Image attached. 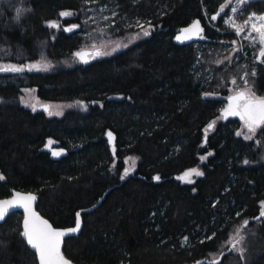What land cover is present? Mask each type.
Listing matches in <instances>:
<instances>
[{
    "label": "trees",
    "instance_id": "16d2710c",
    "mask_svg": "<svg viewBox=\"0 0 264 264\" xmlns=\"http://www.w3.org/2000/svg\"><path fill=\"white\" fill-rule=\"evenodd\" d=\"M229 1L0 0V60L52 63L0 72V198L35 191L56 226L98 203L65 239L76 263L264 264V216L254 219L264 210V125L245 139L242 119L222 111L236 103L233 81L264 96V57L237 47L220 60L237 39L225 20ZM240 11L263 13L264 0ZM196 22L197 37L179 35ZM145 27L148 35L118 51L76 55ZM28 86L85 110L30 108L21 101ZM128 156L138 161L125 175ZM194 169L202 174L186 180ZM21 233V212L0 223V264H38Z\"/></svg>",
    "mask_w": 264,
    "mask_h": 264
},
{
    "label": "rangeland",
    "instance_id": "374dc122",
    "mask_svg": "<svg viewBox=\"0 0 264 264\" xmlns=\"http://www.w3.org/2000/svg\"><path fill=\"white\" fill-rule=\"evenodd\" d=\"M250 0H230L229 2L232 5V9L235 8L237 11L233 12L231 9V14L226 17V24L229 26V30L235 32L237 35V39L234 41V45L230 47V49L224 54L223 57H221L220 60H227L231 61L235 57V52L238 50L237 47H240L243 50L244 56L247 58H255L260 59L262 56L260 55L261 50L264 49V44H262L258 38V35L255 31H252V25L256 24L257 27H260L261 24H264V21H258L256 18L258 17H264L263 13H256L251 12L247 15L246 18H242L240 16V10L243 7V4L245 2H248ZM253 14H255L253 16ZM249 17H253V19L246 25L245 21L249 20ZM232 21L236 26H242V31L238 34L232 26L228 23V21ZM148 32V28L145 27L143 30L136 31L128 36L123 37H109L105 36L101 41L95 42L89 45H86L90 48V52L88 53V58H93L100 55L110 54L115 51H118L135 40L139 39L141 36L144 35V31ZM248 46V49L246 48ZM252 46L259 47L258 55L253 56V51L251 49ZM97 53H100L99 55ZM31 65H38L36 68H30ZM3 66H15L17 68H20L21 71L29 70V71H36V70H42V69H49L52 66V63L46 59H40V60H34V61H28V62H12V61H3L0 60V67ZM46 66V67H45ZM19 71V72H21ZM0 72H14V71H0ZM230 93L234 94L235 97L239 93H245L247 97L254 99V100H260L264 99V96H257L254 94L251 90L252 86L249 84L241 85L235 81L232 82L230 85ZM213 95V94H208ZM21 101L23 104L30 108H41L45 109L49 114L51 115H62L65 111L71 109V108H80L81 110H85V105L81 104V102H77L76 100H65V101H49V100H43L37 95L36 87H24L23 88V94L21 96ZM235 105H238V107L235 108L237 112L240 114L235 115L239 118H241V115H244V119H242L243 124L241 128L238 130V133H240L243 136H252L254 132L249 131L248 127L246 126V120L248 118L247 113L244 109L245 100L236 101ZM264 124H261L259 127H261ZM138 158L136 156H128L126 158V169L124 174L127 175L131 173L137 165ZM198 171L197 169H194ZM199 172V171H198ZM195 172L190 171L189 175L185 177L186 180H192L195 176ZM241 231H238V233L232 237L230 243L234 244L235 248H239L240 240H241Z\"/></svg>",
    "mask_w": 264,
    "mask_h": 264
},
{
    "label": "snow or ice",
    "instance_id": "6c2138e0",
    "mask_svg": "<svg viewBox=\"0 0 264 264\" xmlns=\"http://www.w3.org/2000/svg\"><path fill=\"white\" fill-rule=\"evenodd\" d=\"M243 2V0H241ZM223 7V6H222ZM233 12L237 11V9L233 8ZM61 15H71V13H61ZM255 14H253L254 16ZM17 19H19V10ZM212 19H216V17H212ZM253 17H249L248 21H245L247 25ZM258 21H264V17L256 18ZM230 26L235 28L236 32L239 34L242 31V26H236L231 20L228 21ZM50 27H56L55 23H50ZM75 27V26H73ZM193 27L198 28V22H196ZM188 31V30H185ZM252 31H255L258 35V38L262 44H264V24H261L260 27H257L256 24L252 25ZM144 35H148V32L145 30ZM98 55L100 53H97ZM80 55V53H77ZM260 55L264 57V49L261 50ZM38 65H31L30 68H36ZM46 67V66H45ZM0 71H14L19 72L21 71L20 68L15 66H3L0 67ZM234 100L240 101L245 100L244 109L247 113V120L246 126L248 127L249 131L254 132L256 127H259L261 124H264V99L254 100L246 96L245 93H239ZM238 105H230L228 109H225L226 115H238L240 114L235 110ZM241 118L244 119V115H241ZM212 125H209L211 128ZM111 136V134L109 133ZM240 135V133H237ZM245 139H251L250 136H245ZM54 155H59V153H54ZM195 172L196 175H201L202 173L191 170ZM185 175H189L186 173ZM3 177H0L2 179ZM156 179H159L157 177ZM35 199L34 196H26V197H19V194H16L10 200H0V221H3L10 212L15 209L17 206H22L25 210V217L23 227L24 230L21 235L26 238L27 244L30 245L33 249H35L36 254L39 257V264H70V261L65 259L60 251L61 246V238L67 235L68 233L77 232L80 228V220H79V213H77V220L76 226L72 229L68 230H55L48 224L47 221L41 220V218L31 210L30 202ZM264 204V202H262ZM261 216H264V210L260 213ZM259 219V217H257ZM245 225L248 221L244 222ZM187 240V238H185ZM199 264V262H198Z\"/></svg>",
    "mask_w": 264,
    "mask_h": 264
},
{
    "label": "water",
    "instance_id": "95a60500",
    "mask_svg": "<svg viewBox=\"0 0 264 264\" xmlns=\"http://www.w3.org/2000/svg\"><path fill=\"white\" fill-rule=\"evenodd\" d=\"M185 30H188V31H185ZM179 35H182L183 37H186V38H195L199 35V26L198 28L196 27H190V26H184L180 32H179ZM90 52V48H85V49H82V50H79V51H76V55L77 53H80V55H77L79 57V59L81 61H86L88 59V53ZM235 97V95L233 96ZM229 107L227 108H224L222 111H223V115H224V119H226V117L228 115L225 114V109H228ZM230 116V115H229ZM157 178V177H155ZM156 180H160V179H156ZM16 194H19V197H26V196H34L35 199L33 201L30 202L31 204V210L33 212H35L40 218L41 220H44V221H47L49 225H51V227L55 230H60V231H63V230H68V229H72L76 226V222L74 225H71V226H56L54 225V223L48 218L46 217L45 215H43L37 208V205H38V201H39V196L38 194L35 192V191H31V190H22V189H16V188H12L11 189V194L6 196V197H2L0 198V200H10L12 199L14 196H16ZM104 198V196H103ZM98 206V203L92 205V206H88V207H84V208H81V209H78L76 211V220H77V213H79V220H80V228L77 232H74V233H68L67 235H65L64 237L61 238V246H60V251L62 253V255L65 257V259H67L68 261H70V264H78L76 263L75 261H73L71 258H69L65 252H64V244H65V239L69 236H75V235H78L82 228H83V213L84 212H90L92 211L93 209H95L96 207ZM13 212H21L22 213V232L24 230V227H23V223H24V217L26 215L25 213V210L22 206H17L15 209H13L11 213ZM8 214L6 216V218L10 215ZM257 217L261 218L263 216H261L260 214L258 216H256L254 219L256 220ZM6 218L3 220V221H0V223H3ZM24 238V237H23ZM26 243H27V240L26 238H24ZM28 245V244H27ZM32 250L35 251V249H33L30 245H28ZM36 252V251H35ZM37 259H38V264H39V257L37 255ZM202 264L204 262H207L206 260H199V261H196L194 263H190V264Z\"/></svg>",
    "mask_w": 264,
    "mask_h": 264
},
{
    "label": "flooded vegetation",
    "instance_id": "af4514ba",
    "mask_svg": "<svg viewBox=\"0 0 264 264\" xmlns=\"http://www.w3.org/2000/svg\"><path fill=\"white\" fill-rule=\"evenodd\" d=\"M227 107H230V105H229V104H226V106H225L224 108H227ZM224 108H223V109H224ZM261 218H262V217H261Z\"/></svg>",
    "mask_w": 264,
    "mask_h": 264
}]
</instances>
